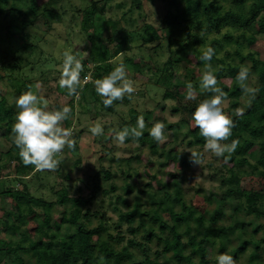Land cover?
Returning a JSON list of instances; mask_svg holds the SVG:
<instances>
[{"label": "trees", "instance_id": "1", "mask_svg": "<svg viewBox=\"0 0 264 264\" xmlns=\"http://www.w3.org/2000/svg\"><path fill=\"white\" fill-rule=\"evenodd\" d=\"M90 1L87 7L79 10L81 12L80 32L84 34L92 29L91 34L87 35L89 46L86 50L88 55L83 61L84 71L81 73V77L91 70L92 79L96 80L108 75L115 68L106 64L110 54L109 43L120 38L122 32L116 30L119 21L101 18L104 6L110 0ZM161 1L166 3V9L160 20L157 21V25L146 21L148 18L146 14H140V25L144 27L141 35L142 44L160 39L159 30L163 29L168 32L166 40L170 46L178 43L180 58L186 64V81L192 83L198 93L197 99L192 101L188 107L193 112L196 108L195 105L210 98L212 94L200 90V77L205 67V62L200 57L204 51L193 48L192 44L203 39V36L198 31L193 34L192 28L196 27L197 30H200L203 21L206 23V31L219 32L225 26H235L237 30L241 31V35L245 37L249 47L253 48L246 54H243L240 49L234 50L241 61L245 58L250 60V66L257 76V85L254 87L259 91L250 106L247 103V97L243 95L242 89L236 81V75L240 70L239 63H229L228 68H225L218 65L221 60L215 55L210 61L218 79L217 86L227 93V98L232 100L230 108L224 111L233 118L235 127L232 129V136L225 143H230L233 139L239 141L237 149L231 154L227 163L224 162L223 157L215 156L218 159V164L213 165L212 169V174L218 176L220 181L216 186L220 191L219 200L222 202L235 201L232 213L228 216L229 222L222 221L223 205L221 207L214 204V198L200 193L201 190H196L187 201L185 200L182 187L179 184L184 175L185 165L178 162V157L182 154L176 147L179 123H168L163 120L166 129L172 131L174 142H176V145L169 148L159 147L158 143L150 136L149 129L153 126L150 123L146 125L143 136L136 141L147 146L149 150L147 154L135 155L137 161H140V157L145 159L146 163L141 171L136 170L135 175L132 174L130 168H134L135 165L131 164L130 156L117 162L121 167L123 161L128 167V170L120 168L121 174L125 176L122 188L125 193L130 192L134 187L133 184L126 181L129 177L149 176L152 177L151 181L154 183L151 186L149 181L137 186L139 192L147 194L149 208H142L143 203L137 195L132 208L119 213V221L123 220L127 223L126 231L130 232L131 236L127 238L126 245L117 249L116 243L112 240H123L121 226L119 225L115 235H111L105 224V213L100 210L92 211L90 207L91 203L97 199L98 193L105 195L109 193L108 189L101 187L97 179L100 176L110 179L113 174L109 167L105 168L102 165L104 157L111 159L113 156V130L135 126L137 118L141 115L146 122L150 118L151 111L131 109L128 120L120 118L111 131L105 132L106 136L100 140L99 155L88 168V170L94 169L93 174L90 175V183H92L88 194H81L83 186L74 184V189L71 191L64 184V181L70 178V168L77 167L80 161V156L77 155L71 160L72 167L62 173L59 166L55 171L61 175L62 180L58 189L54 190L55 199L51 200L34 194L26 182L21 189L6 186L5 180L10 176H3L2 169L3 166L9 167L10 162L13 164L15 180H31L32 175L34 179L40 180L41 171H34V166H24L22 163L18 154L19 150L13 143L14 137L11 131L19 109L15 104H9L5 95L0 94V128L2 129L0 136L10 143L9 147L0 153V159L6 158L3 163H0V229H3L6 234V238L0 237V264H163L159 259L160 256L166 257L173 264H209V259H206L208 243H216L220 249H225L233 240L236 241V244L228 250L229 255L238 259L242 252L249 249L248 261L245 264H263L258 257V250L264 243V220H262L264 217V40H258L256 35L264 34V0H249L248 9L244 6L246 0H231L237 4V10L223 11L216 0H183L182 5L178 3L179 0ZM71 2L72 0H0V21L5 23V34L12 36L17 31L19 36V39H15L13 44H7L0 48V84H3V79L8 80L15 97L30 88L32 89L35 79L40 80L47 90L60 89L67 93V89L59 87L56 77L58 71L53 69L54 67H50L52 64L47 63L50 68L42 69V63L47 60V55L45 56L46 52L39 44V38L34 32L28 31V27H31L30 23L33 18L45 17V14L58 21L67 10L65 4H71ZM100 2L102 3L100 4ZM140 2L141 0H131L132 4H138L137 9H139ZM129 17L123 14L121 18L125 23L130 24L132 20L130 19L129 22ZM98 20H103L102 22L108 28ZM180 26H183V31L186 34L182 39L178 38L177 29ZM1 27L3 26L0 23V29ZM246 32H248L247 35H245ZM186 38L192 40H186ZM229 38H231L230 35H228ZM1 39L3 38L0 37ZM212 44L223 46L216 40H213ZM129 48V45L117 42L112 53L116 54ZM35 50L39 51L38 59L33 57ZM226 55H230V53L226 52ZM42 57L43 59H41ZM51 60L56 63L63 62L61 59L52 58ZM127 62L132 67L131 78L141 79L145 82L152 81L154 86L162 88V98L170 100L185 98L187 85H185L184 78L177 74L171 60L167 59L162 67L156 69L158 74L155 76L144 73L141 56L127 58ZM35 64H38L41 70L38 71V75L34 74ZM229 77H231V81L228 80ZM51 79L56 81L55 86L50 84ZM88 84L83 86H89ZM91 93L95 100L101 102L103 109L112 113L115 112L117 105L128 100L125 97L122 102L115 101L111 107L105 108L102 98L95 91V86L92 87ZM79 96H81V92ZM75 99V96H71L67 100L72 112ZM54 106L57 110L60 109L58 103H55ZM181 106V108H186L188 104ZM238 107L245 109L244 114L239 117L234 114V110ZM179 109L180 105L172 107L173 112H177ZM186 124L185 135H188L186 143L197 147L196 151H201L205 140L200 135L199 128L194 126L191 116L187 118ZM63 126L70 127V120L64 121ZM81 134L80 130L74 134L73 138L78 139ZM131 141L134 140L128 138L125 142L130 143ZM254 146L258 147V155L257 159L252 161L247 154ZM86 150L89 151V148L86 147ZM152 155L160 158L163 166L167 167L165 180L159 178L160 171L150 174L155 164ZM78 179L81 178L78 177ZM148 186L154 187L155 191L146 189ZM110 190L115 191V186L111 185ZM116 200L127 202L121 195H117ZM54 203L63 206L57 220H52ZM114 208L118 209L117 205ZM9 209L14 210L15 218H11L13 213L8 212ZM38 209L41 213L38 212ZM92 216H97V223L89 226ZM136 217H139V222L137 226H133ZM252 222H256L258 225L256 229L249 231L248 226ZM64 224L72 229V232L67 235L60 233L61 226ZM138 227L146 229L141 241L135 236ZM155 227L159 229L160 236L154 238L152 231ZM166 231L167 234H164ZM153 240L156 245L154 249L150 246ZM248 244L252 246L249 247ZM132 249H138L139 253ZM100 256H103L105 260L100 261ZM194 256H197L196 261ZM213 260L217 262L216 258Z\"/></svg>", "mask_w": 264, "mask_h": 264}, {"label": "rangeland", "instance_id": "2", "mask_svg": "<svg viewBox=\"0 0 264 264\" xmlns=\"http://www.w3.org/2000/svg\"><path fill=\"white\" fill-rule=\"evenodd\" d=\"M203 1V0H201ZM209 1V0H208ZM217 3L221 6V11L223 10H237L235 3L231 0H216ZM90 0H72L71 4H65L67 6V10L65 11L64 15L56 21V18L51 17L50 15L45 14L44 16H39L37 18H33L32 22L30 23L31 27H28V31L34 32L39 38V44L43 47L45 56L47 60L43 61L42 69L53 68L56 69L57 78L59 80L60 71L62 67V63H56L52 61V58L61 59L63 60L62 53L64 51H71L73 53L80 52L81 55L86 53L88 55V51L86 50L89 46L88 37L92 32V29L88 30L84 34L80 32V24H81V12L79 10L84 9L90 4ZM67 3V2H66ZM102 2H100L101 4ZM178 3L180 5L183 4V0H179ZM249 0H246L244 6L248 9ZM69 5H72L71 7ZM120 5V6H119ZM138 4H132L131 0H110L104 6V13L102 14V19H116L119 21L117 23V32H122V36L117 40H112L109 43V57L106 61V64H110L112 67H116L119 63L123 62L127 67V72L129 78H131V71L132 67L127 62V58H135L141 56L142 62L141 65L144 64V73L150 76L157 75L156 69L162 67V65L168 60H171L174 63V67L177 71V74L184 78L185 85H187V79L185 78L187 69L186 64L183 59L180 58V52L178 51V43L177 45L170 46L167 43L166 37L168 35L167 30H159L161 34V38L155 40L152 43L142 44L141 35L143 34L144 27L141 24V16L140 14H146L147 20L153 22L157 25V21L160 20L161 16L164 14L166 9V3L161 0H141L139 4V9H137ZM243 10V9H242ZM123 14L129 17L132 20L130 24L125 23V21L121 18ZM103 20H98L99 23H102L105 27L107 25L102 22ZM3 27L0 29V37L3 38L0 40V48L5 47L7 44H13L15 39H19L18 32H14L12 36H7L4 31V24L0 21ZM205 21L202 22L200 25V30H197L196 27L192 28L193 34L198 31V33H203V39L199 40L195 44H192L193 48L200 49L205 51L208 47H212L216 49L215 56L221 60L218 65H221L225 68H228L229 63H239V68L241 65H246L250 67V77L248 80V85L254 87L257 85V76L252 70L250 66V60L245 58V60L241 61L237 55L234 53L235 49H240L243 54H246L248 51L253 50V48L249 47L245 37L241 35V31L237 30L235 26H225L221 28L219 32L214 31H206L205 28ZM108 28V27H107ZM122 30L120 31V29ZM183 26L178 27V38L182 39L186 36L183 31ZM248 32L245 33L247 35ZM45 35V36H44ZM228 35L231 38L228 39ZM258 40H264V34L256 35ZM6 39V40H5ZM5 40V41H3ZM186 40H192L186 38ZM216 40L222 43L223 46H218L217 44H212V41ZM119 42L122 45H129V49H123L116 54H113V50L115 49V44ZM226 52H229L230 55H226ZM39 51L35 50L33 53V57L38 59ZM86 55V57H87ZM43 59V57L41 58ZM51 60V61H50ZM85 60V58H84ZM83 60V61H84ZM47 63L50 67L47 66ZM91 65V63H88ZM36 71L34 74L38 75V71H41L38 64H35ZM90 77L89 86H83L81 92V96L76 97L73 101L74 111L71 114L70 120V128L73 129L74 134L78 131H82L80 138H74L76 140V149L71 151L69 149H64L63 158L60 164L61 172L63 173L69 167H72V161L77 155L80 156V161L78 162L77 167H72L69 170L70 178L64 181V184L73 191V185L77 184L83 186V191L81 194H88L91 188V178L90 175L93 174L94 169L88 170V168L92 165L93 161L98 157L99 150L101 148L100 140L102 137H105L106 131H111L114 125H117V122L120 118L124 120L129 119V113L131 109H136L138 111L150 110L151 115L149 120H146V125L154 124L157 121L163 122L166 120L168 123L178 122L179 128L177 131V143L174 142V138L172 135L171 130L165 131L166 140L163 143H158L160 147H173L176 145L178 151L182 154L178 157V162L183 163L184 166V175L183 178L180 179L179 184L183 190V196L187 201L192 194L196 190H201L200 193H204L210 197L214 198V204L220 205L223 209V218L222 221L225 223L229 222V217L232 213V210L235 206V201H220V191L216 187L219 184L218 176L212 174V169L214 168L213 165L218 164V159L212 153H207L202 160L200 165H196L190 161V153L187 152L189 150L196 151L197 147H193L186 143L188 135H185L187 124L186 120L188 117H192L193 111L190 110L188 107L192 101L181 99H164L162 98V88H158L153 85V82H145L141 79H132L136 86L137 91L132 95L131 99L123 101L122 104L116 106L115 112H109L103 109L102 104L100 101L95 100L92 97L91 89L94 86V79H92V71L89 70L85 76L81 77L83 82L84 77ZM57 80V81H58ZM231 81V77L228 79ZM3 84H0V94L5 95L7 102L9 104H15V97L12 86L8 80L3 79ZM40 84V91L39 95L43 96V98L49 101V110H57L54 106L55 103H58L60 109L67 105V100L70 96L67 93L62 92L60 89L57 90H47L43 87L40 80L35 79L32 84V90H36L35 86ZM152 83V84H151ZM187 83V84H186ZM50 84L55 86L56 81L53 79L50 80ZM85 85V84H83ZM200 103V102H199ZM232 100L227 98L224 101L223 109L230 108ZM188 104L186 108H181V105ZM174 105H180V109L177 112L172 111V107ZM195 105V107H197ZM59 109V110H60ZM96 122L102 124L104 128V134L101 136H93L89 131V128L93 126ZM145 130V129H144ZM2 133V129L0 128V134ZM182 141V142H181ZM112 143L114 144V151H113V160L112 158L104 157L102 159L103 167H109L112 174L110 179H104L100 176L97 179V182L101 185L102 188L108 189L109 193L107 195L98 193L97 199L91 203L90 209L92 211L100 210L101 212L105 213L106 221L105 224L108 227V233L111 235H115L118 232L119 225L121 226V233L124 235L123 240L118 241L117 239H113L115 246L119 249L121 246L126 245L127 238L131 236L130 232L126 231L127 223L123 220L119 221L120 215L119 213L124 212L126 210H130L133 206L134 199L138 195L141 198V202L143 203L142 208H149V198L145 192H139L138 185H142L145 182H149L151 186H153V181H151L152 177L149 176H139V178H134V176L129 177L126 181L133 184V189L125 193L122 189L123 184L125 183V176L121 174L120 168L128 170V167L122 161V165L120 167L117 164L118 160L124 159L128 156L131 158V164L135 165L134 168H130V171L133 175H135L136 170L141 171L143 165L146 163L145 159L140 157V161H137L135 155L148 153V147L139 144L136 141H131L130 143H124L123 145H118L115 140L112 138ZM176 143V144H175ZM10 143L5 141L0 136V153L4 152ZM86 147L89 148V151L86 150ZM203 151V147L201 148ZM185 152V154H184ZM150 153V152H149ZM248 157L254 161L257 159L258 155V147L254 146L248 152ZM154 158V166L152 167V172H161L159 178L165 180L167 177L166 171L168 170L167 167H164L162 164V160L160 158H156V155H152ZM186 156V157H185ZM6 160L5 157L0 159V163H3ZM210 163V165H209ZM13 164L10 162L9 167H4L2 169L3 176H10L5 180L6 186H12L16 189H21L24 185V182L29 185L34 194L37 196H42L44 198H48L54 200L56 194L54 190L58 189L59 183L61 182V175L55 171H41L39 177L40 180L34 179L33 175L30 178L31 180L22 179L24 181L15 180L13 178ZM136 168V169H135ZM36 171V169H34ZM80 177L81 179H78ZM27 180V181H26ZM89 181V182H88ZM87 183V184H86ZM115 186V191L110 190V186ZM148 186L146 189H150L155 191L154 187ZM121 195L126 199V203L117 201L116 196ZM117 205L118 209H115L114 206ZM53 215L52 220L59 219L61 212L63 210L62 205L55 204L53 205ZM13 213L11 218H15L16 213L13 212L14 210H8V212ZM38 212L41 211L38 209ZM208 213V212H207ZM211 215V214H210ZM42 215L40 214V217ZM146 218V217H145ZM250 219V218H249ZM247 219V222H249ZM264 220V217L262 218ZM139 222V217H136L135 221L133 222V226H137ZM97 223V216H92L91 223L89 226L96 225ZM256 222H252L249 224L248 229L249 231H253L257 227ZM22 229V228H21ZM146 229L142 227H138V231L135 234L136 238L141 241L144 236V231ZM72 232V229L64 224L61 226L60 233L63 235H67L68 233ZM167 234V231L164 234ZM153 237L160 236V232L158 228H154L152 231ZM0 237L6 238L5 231L0 229ZM258 237V235H257ZM236 241L233 240L230 244L227 245L225 249H220L218 245L208 243V249L206 253V259H209V264H218L214 258L217 259V256L223 253L228 254V250L235 246ZM152 249L156 248L155 242L150 243ZM251 247V244H248ZM131 249V247H130ZM133 250V249H132ZM139 253L138 249H134ZM259 252V259L264 264V243L262 244L261 248L258 250ZM248 253L249 249H246L244 252L240 254L238 259L236 260V264H245L248 261ZM160 261L163 264H173L170 262L166 257L160 256ZM194 260H197V256H194Z\"/></svg>", "mask_w": 264, "mask_h": 264}, {"label": "clouds", "instance_id": "3", "mask_svg": "<svg viewBox=\"0 0 264 264\" xmlns=\"http://www.w3.org/2000/svg\"><path fill=\"white\" fill-rule=\"evenodd\" d=\"M86 55V53L81 55L80 52L71 51L62 53L63 63L58 85L61 89H67V95L70 97H79L83 84L90 80L88 76L83 78V82L81 80V73L84 71L83 60ZM214 55L215 49L208 47L200 57L205 62L204 71L200 77V90L212 95L202 100L192 113L194 126L199 128L200 135L205 140L203 151H187L191 154L190 161L196 165L201 164L207 153H212L218 158L223 157L224 162L227 163L239 144L236 139L225 143L232 136L235 123L223 109L227 93L217 86L218 79L210 63ZM249 77L250 67L241 65L236 81L250 106L259 89L248 85ZM94 86L105 108L111 107L115 101L122 102L125 97L131 99L137 91V86L129 78L127 67L123 62L108 75L96 79ZM35 88V91L30 88L15 99V106L19 111L11 130L14 137L13 143L19 150L18 154L24 166L32 165L36 171H56L61 164L64 149L75 150L76 148L73 129L63 126L64 121L71 118L72 108L65 105L60 110H49V101L39 95L40 84L38 83ZM197 95L196 88L192 83H188L185 99L194 101ZM244 111V108L238 107L234 110V114L239 117L244 114ZM145 127V119L141 115L137 118L135 126H126L122 130L114 129L112 138L118 145H123L128 138L138 141L143 136ZM89 131L93 136L104 134V128L99 122L91 126ZM165 131V124L157 121L149 129V134L157 143H163L166 140ZM99 259L105 260L103 256ZM217 262L218 264H236V260L227 253L218 255Z\"/></svg>", "mask_w": 264, "mask_h": 264}]
</instances>
